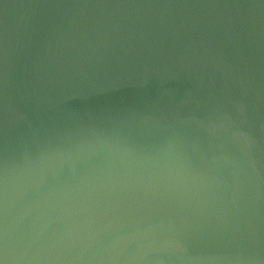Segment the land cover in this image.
<instances>
[{
    "label": "water",
    "instance_id": "water-1",
    "mask_svg": "<svg viewBox=\"0 0 264 264\" xmlns=\"http://www.w3.org/2000/svg\"><path fill=\"white\" fill-rule=\"evenodd\" d=\"M0 264H264V0H0Z\"/></svg>",
    "mask_w": 264,
    "mask_h": 264
}]
</instances>
